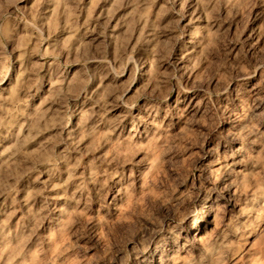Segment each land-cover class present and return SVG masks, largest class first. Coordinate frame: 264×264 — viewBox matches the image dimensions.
<instances>
[{"label": "clouds", "instance_id": "obj_1", "mask_svg": "<svg viewBox=\"0 0 264 264\" xmlns=\"http://www.w3.org/2000/svg\"><path fill=\"white\" fill-rule=\"evenodd\" d=\"M0 264H264V0H0Z\"/></svg>", "mask_w": 264, "mask_h": 264}, {"label": "rangeland", "instance_id": "obj_2", "mask_svg": "<svg viewBox=\"0 0 264 264\" xmlns=\"http://www.w3.org/2000/svg\"><path fill=\"white\" fill-rule=\"evenodd\" d=\"M164 0H159V3L160 4H163ZM101 7H104V5H101ZM159 11V7H157L156 9H154V13ZM43 75V73H42ZM46 81H47V88H51V81H50V78H46ZM45 95H46V91H45V94H42L39 99L41 101H43V99L45 98ZM59 247V246H58Z\"/></svg>", "mask_w": 264, "mask_h": 264}]
</instances>
